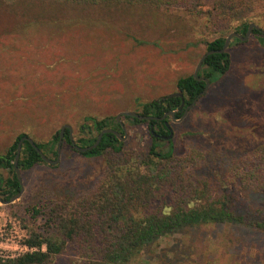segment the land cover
Masks as SVG:
<instances>
[{
	"label": "rangeland",
	"instance_id": "374dc122",
	"mask_svg": "<svg viewBox=\"0 0 264 264\" xmlns=\"http://www.w3.org/2000/svg\"><path fill=\"white\" fill-rule=\"evenodd\" d=\"M242 12L264 29V9ZM31 22L10 34L11 27L0 30V153L20 133L46 142L69 124L75 140L86 116L140 111L141 103L176 92V80L194 72L206 43L219 36L208 31L214 28L211 19L176 9L88 7ZM220 28L217 23L214 31ZM256 41L251 34L244 42L232 39L229 70L209 83V94L182 119L170 122L176 154L190 143L232 155L264 147V40ZM119 119L126 131L124 151L146 150L147 124ZM107 159L84 156L62 139L57 163L20 170L22 193L0 203V225L22 240L44 222L42 215L31 217L30 206L89 193L106 174ZM256 199L264 203V195ZM132 264H264V236L227 224L186 227L144 247Z\"/></svg>",
	"mask_w": 264,
	"mask_h": 264
},
{
	"label": "trees",
	"instance_id": "16d2710c",
	"mask_svg": "<svg viewBox=\"0 0 264 264\" xmlns=\"http://www.w3.org/2000/svg\"><path fill=\"white\" fill-rule=\"evenodd\" d=\"M47 6H52L50 13L46 11ZM117 6L149 11L176 9L211 19L214 28L208 31L218 32L219 36L206 43L205 51H208L222 48L224 38L220 35L227 30L244 35L253 22L245 20L243 9H264V0H0V30L11 27L10 34L27 29L33 25L31 21L48 20L50 15L88 7ZM237 14L241 16L238 21L222 26ZM217 23L221 28L214 31ZM251 35L257 39L256 43L264 40L260 30L253 28ZM230 62L227 51L210 54L197 77L213 83L229 70ZM175 85L176 92H180L188 104L203 90L205 81L198 80L192 73L179 77ZM207 94L209 91L200 97ZM180 102L178 96L163 95L141 103L140 111L135 112L160 117L178 107ZM181 114L179 110L175 118ZM123 117L135 124H147L150 136L147 149L140 153L124 151L123 141L112 133H104L96 147L79 151L84 156L108 158L104 177L82 197L57 196L39 207L30 206L31 217L42 215L44 222L23 240L29 248L27 251L13 258H0V264H62L65 255L71 258L64 264H132L142 249L158 238L206 224H227L264 236V203L256 199L264 195V147L232 155L212 146L190 143L181 154H176L171 138L160 136L168 134L164 123L167 118ZM84 120L78 129L80 136L73 139L80 147L93 144L97 134L105 128L117 129L122 134L115 117L86 116ZM68 132L66 129L63 139L73 147ZM22 136L27 135L18 134L0 153V197L4 200L21 187L13 160ZM58 139L59 131L52 140L33 142L45 155L51 152L56 156L53 147ZM43 162L36 148L24 140L18 159L19 170Z\"/></svg>",
	"mask_w": 264,
	"mask_h": 264
},
{
	"label": "water",
	"instance_id": "95a60500",
	"mask_svg": "<svg viewBox=\"0 0 264 264\" xmlns=\"http://www.w3.org/2000/svg\"><path fill=\"white\" fill-rule=\"evenodd\" d=\"M253 28H254V29H257V30H260V32L264 35V30H263V29H261V28H260L257 24H255V23H250V24L248 25L247 31L245 32L244 35H241V34H239V33H237V32H234V31L228 33L227 36L225 37L224 44H223L222 48H220V49H216V50H208V51H206V52H205V53L199 58V60H198V62H197V64H196V66H195V69H194V72H193V76H194L195 78H197L198 80H204V81H205V85H204L203 90L200 92V94H199L195 99H193V101L191 102V104H189V105L187 106V108H190V107H191V106L197 101V99H198L201 95H203V94L206 92V90H207V88H208V86H209V83H210V82H209V80H208L207 78H204V77H197L198 70L200 69V67H201V65H202V63H203V60H204L208 55H210V54H213V53H222V52H224L225 49L227 48L228 44H229L230 39H231L232 37H233V38L235 37V38L239 39L240 41H246V40L248 39L249 35L251 34ZM166 96H167V97H173V96H180V97H181L182 94H181L180 92H172V93H170V94H167ZM183 103H184V101H182L181 106L183 105ZM187 108H186V109H187ZM186 112H187V111H186ZM124 115H127V116H133V117H136V118L141 119V120H143V119H146V120L160 119V120H161V119H164V118L166 117V115H169L171 121H178L179 119H182L183 116H184V115H182V116H181L180 118H178V119L175 118V111H174V110L168 111V112H166L165 114H163V115L160 116V117H156V116H152V115H140V114H138V113L135 112V111H121V112H118V113L116 114V120L121 124V128H122L123 135H122L121 133H119L117 130L113 129V128H105V129L101 130V131L97 134L94 143L91 144V145H89V146H86V147H80V146H78V145H76V144L74 143V141H73V139H72V132H73L72 127H71L69 124H64V125L60 128V130H59V139H58V142H57V150H56V151H57V157H56L55 159H50V158H48V157H47V156H46V155H45L40 149L37 148V146L35 145V143L33 142V140H32L30 137H28V136H22V137L19 139V141L17 142L16 152H15V156H14V160H13V166H14L15 174H16L17 179L19 180V183H20L21 187H20V190H19L15 195H13L11 198H9L8 200H4V199H1V198H0V203H3V204L11 203V202H13L15 199H18V198L20 197L21 193H22L23 186H22V182H21V179H20V170H19V167H18V159H19L20 152H21V145H22V142H23L24 140L28 141L33 147L36 148L37 152L40 154V156H41V158H42V160H43L44 162H47V163H53V164H54V163H57V162H58L59 150H60V146H61V142H62V137H63V133H64V130H65V129H68V131H69V138H70V140H71V142H72V144H73V147H74L77 151L85 152V151H87V150H89V149H91V148L96 147V146L99 144V142H100V140H101V138H102V136H103L104 133H112V134L116 135L117 138H118L119 140L123 141V140H124V137H125V135H126V131H125V127H124L123 124L121 123L119 117H120V116H124ZM171 135H172V130H169V133H168V135L166 136V138H170Z\"/></svg>",
	"mask_w": 264,
	"mask_h": 264
},
{
	"label": "built area",
	"instance_id": "2783aa9c",
	"mask_svg": "<svg viewBox=\"0 0 264 264\" xmlns=\"http://www.w3.org/2000/svg\"><path fill=\"white\" fill-rule=\"evenodd\" d=\"M14 233V234H13ZM17 232L7 226V224L0 225V258L9 259L16 257L29 248L23 244V240L29 235H26L22 240L17 237ZM15 243V247L12 248L8 245ZM5 245V246H3Z\"/></svg>",
	"mask_w": 264,
	"mask_h": 264
},
{
	"label": "flooded vegetation",
	"instance_id": "af4514ba",
	"mask_svg": "<svg viewBox=\"0 0 264 264\" xmlns=\"http://www.w3.org/2000/svg\"><path fill=\"white\" fill-rule=\"evenodd\" d=\"M235 38V37H234ZM233 37L230 39V41H229V44H228V46H227V48L225 49V51H227V49H228V47H229V45H230V42H231V40L232 39H234ZM224 40H225V38H224ZM239 40V39H238ZM240 42H242V41H240ZM244 42V41H243ZM224 44V43H223ZM206 52V51H205ZM204 52V53H205ZM203 53V54H204ZM202 54V55H203ZM201 55V56H202ZM200 56V57H201ZM199 60V59H198ZM204 61V60H203ZM198 62V61H197ZM197 64V63H196ZM202 66V65H201ZM195 69V68H194ZM199 71V70H198ZM178 97H180V96H178ZM181 98V102H180V104H179V106L178 107H176V108H174L173 110L175 111V113L176 112H178L179 110H182V114L180 115V117L182 116V115H184L185 116V114H186V111H188L190 108H187V106L189 105V104H191V103H188V104H186L185 103V100H184V98H183V95L180 97ZM182 101H184V103H183V105L181 106V103H182ZM193 101V100H192ZM187 108V109H186ZM171 111V110H170ZM168 112V111H167ZM166 113V112H165ZM164 113V114H165ZM183 116V117H184ZM165 118H167L166 120H165V126H166V130L168 131V133H169V130H171V126H170V122H171V119H170V116L169 115H166V117ZM115 120H116V116H115ZM116 122L118 123V125H119V127H120V131L122 132V128H121V124L116 120ZM122 123V122H121ZM123 124V123H122ZM124 126V125H123ZM151 126V130L153 131V129H152V125H150ZM66 130V129H65ZM65 130H64V133H65ZM115 130H117V129H115ZM118 131V130H117ZM119 132V131H118ZM64 133H63V137H64ZM120 133V132H119ZM68 134H69V132H68ZM122 135H123V132H122ZM168 135V134H167ZM166 135V136H167ZM160 136H162V137H164V138H166V136L165 135H160ZM63 137H62V139H63ZM72 139H73V134H72ZM166 139H168V138H166ZM74 141V140H73ZM56 150H57V148H56ZM56 157H57V152H56ZM1 198V197H0Z\"/></svg>",
	"mask_w": 264,
	"mask_h": 264
}]
</instances>
